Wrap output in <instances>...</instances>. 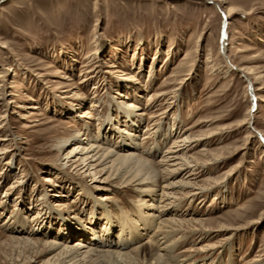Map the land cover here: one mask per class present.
<instances>
[{
  "label": "rangeland",
  "instance_id": "rangeland-1",
  "mask_svg": "<svg viewBox=\"0 0 264 264\" xmlns=\"http://www.w3.org/2000/svg\"><path fill=\"white\" fill-rule=\"evenodd\" d=\"M82 136L160 170L188 137L181 168L153 187L154 204L165 185L177 197L164 218L188 220L169 258L264 264V0H0V264H55L44 242L101 229L107 213L138 220L144 236L127 251L161 238L134 170L101 183L66 162ZM186 181L200 193L185 197Z\"/></svg>",
  "mask_w": 264,
  "mask_h": 264
},
{
  "label": "bare ground",
  "instance_id": "bare-ground-1",
  "mask_svg": "<svg viewBox=\"0 0 264 264\" xmlns=\"http://www.w3.org/2000/svg\"><path fill=\"white\" fill-rule=\"evenodd\" d=\"M223 44L224 43L222 42V46ZM157 96H160L159 98H161L163 94L161 95L160 92V94ZM117 105L124 109L126 117L132 114L135 115L134 110H130L132 107L135 108V105L131 104L130 102L118 101ZM79 116L82 118H92L93 113L87 109L84 114ZM129 119L132 120L133 118L130 117ZM122 131L124 132V130L119 132L122 133ZM126 134L128 135V140L135 141L134 134L132 135L130 132H126ZM123 138L124 137H122V139ZM187 138L188 137L174 140L172 142L173 144L164 151V153L161 155V159L158 162L160 165L159 167H164L163 170L152 166L150 161L145 159L141 155L142 153H139L138 150L125 151V147L123 146H121L119 150H116L109 146V144H107L108 146H105L103 144L93 142L88 138L86 139L84 136H82V138H77L79 142L73 145L71 150H69L65 156V160H67L66 162L71 164L77 163L89 172V175H91L92 179H95L94 181L101 183L112 181L113 178L115 179L118 176H121L120 174L122 173L126 174V172H128L127 167L129 168V172L134 170L135 174L129 179L128 182H131L134 184V186H136V189L140 195L146 196V198L143 199V206L151 209L145 211L144 214L147 218H150V224L156 226V231L159 232L161 238L157 239L155 237L154 239H151L152 237L147 236V240L144 244L135 246L134 248L130 249V251H127L129 248L127 247L128 245H130L136 239L141 240V238L144 236L143 232H139L140 224L138 220L133 219L131 221L130 219H125L120 223H115L107 213V221L103 224L101 229L98 227L96 228L95 226L85 227L84 232L82 233L80 225L77 227L70 225L64 229L65 231L63 235H59L61 238L60 244H57L58 242H56V240L53 241V239L51 242H44L48 245V251L56 249L59 250L56 254L55 264H81L90 261L91 259L92 262H95L102 256L108 257V260L100 261L102 264H187L185 262V258L179 259L178 256L181 254L178 256L176 255V260L169 258L170 254L175 251L174 248L178 243L176 241L177 237L174 235L176 234L175 232L181 230L185 223L188 222L187 219L183 217H176V215L170 218H164L166 214L170 213L172 206L175 203H178L176 202L177 197H174L175 194L173 191L166 190L170 187L165 185L159 194V198L157 199L159 200L158 203L154 204V202H152L156 201L155 199H152L154 196H156V190H154L153 187H156L159 173H163L164 171H170L174 173L181 168L180 166L182 164L180 163V160L182 158L179 156L178 152L180 150L179 146H182V144L178 143L187 142ZM68 139V137L64 139L57 147H64ZM172 147L175 149H172ZM118 151H123V153L120 154ZM169 167L173 168L169 170ZM175 167H177V169ZM103 175L104 177H102ZM189 175H193V173H190ZM98 176H100L99 180L96 179ZM50 180L51 179H48V181ZM186 184H188L187 187H190L191 189L187 191V195L185 197L188 196L189 198H193L200 193L198 190H196L199 188L191 185L189 181H186ZM97 188L100 189L102 186ZM59 196L64 195L59 194ZM152 206L155 207V209H152ZM38 213L39 212L35 213L36 215L32 218V220L39 218ZM156 217H158L157 220ZM7 223V220H4L2 225ZM17 227L21 229H17L16 232H21L23 229L28 230L25 228V223L23 221L20 222ZM144 230H146V228H143V231ZM100 232L102 234H100ZM65 233L69 235H65ZM80 233L83 235L82 238H84V240H80L81 242H75L73 246L67 244L73 237H75V235H79ZM116 237L118 238L117 241L114 240ZM180 238L181 237H179V240ZM24 239L27 244H32L34 247L36 244L40 243V241L32 242L31 239L27 238V236ZM97 239L98 241H96ZM102 247L107 250H97ZM200 250L203 251L204 247H201ZM94 256L95 258L93 259Z\"/></svg>",
  "mask_w": 264,
  "mask_h": 264
}]
</instances>
